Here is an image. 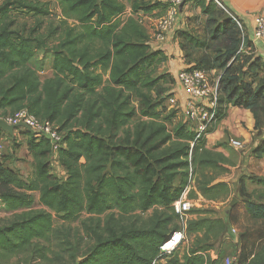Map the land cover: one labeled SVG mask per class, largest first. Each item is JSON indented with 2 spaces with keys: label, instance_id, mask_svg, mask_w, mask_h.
Wrapping results in <instances>:
<instances>
[{
  "label": "trees",
  "instance_id": "1",
  "mask_svg": "<svg viewBox=\"0 0 264 264\" xmlns=\"http://www.w3.org/2000/svg\"><path fill=\"white\" fill-rule=\"evenodd\" d=\"M56 1L61 17L55 31L60 30L61 36L53 50L52 76L44 79L28 66L35 48L44 42L18 33L8 19L13 10L48 16L49 7L30 0H5L0 5V109L11 107L14 113L26 108L40 120L55 123L62 137L58 165L67 174L62 179L52 172L54 150L49 138L27 130L34 159L30 178L23 179L5 165L2 154L0 213L10 212L14 219L0 221V264L45 259L44 247L36 243L50 239L54 215L70 221L83 212L104 218L88 228L95 244L72 264H221L227 253L220 250L213 258L211 251L230 228L212 209L186 213L193 216L185 222L183 239L190 244L184 251L182 240L170 253H162L160 247L181 230L178 221L186 216L176 214L172 205L192 182L209 201L230 195L228 183L216 182L227 172L229 161L208 148L207 134L227 116L229 106L257 114L264 102V82L239 81L235 71L241 42L237 22L222 17L214 0H191L211 17L209 39L182 34L194 47L212 48L214 56L211 65L204 59L191 61L189 68L223 71L214 118L198 136L186 121L170 130L175 109L165 114L167 110L158 108L157 99L165 100L160 85L175 79L160 72L167 55L152 50L140 16L160 17L167 3L134 0L131 14L122 19L128 9L123 0ZM260 60L261 56L254 57L249 66L256 67ZM79 113L80 126H71ZM62 121L63 127L58 123ZM15 136L0 129V140ZM253 155L264 156V140ZM189 198L197 199L198 194L191 190ZM153 208L147 219L130 217ZM245 208L252 219L264 221V202L248 200ZM239 260L242 263L240 256ZM245 260L264 264V242Z\"/></svg>",
  "mask_w": 264,
  "mask_h": 264
},
{
  "label": "rangeland",
  "instance_id": "2",
  "mask_svg": "<svg viewBox=\"0 0 264 264\" xmlns=\"http://www.w3.org/2000/svg\"><path fill=\"white\" fill-rule=\"evenodd\" d=\"M5 0H0V5ZM39 2L40 4L47 5L50 9V15L48 16H35L32 13H28L22 10H13L9 17V21L13 23L12 29L18 33H22L26 36L36 37L39 42H44L43 46H37L35 48V54L33 58L29 61L28 66L35 70L41 79L52 76V63L54 57V47L58 44L61 36V31H55V28L59 25L61 10L58 2L56 0H30ZM127 8H131L132 2L134 0H123ZM162 1V0H161ZM167 3L168 0H163ZM162 1V2H163ZM222 2V1H221ZM188 4V5H187ZM223 6H219L222 17L229 16L231 18H239L228 9V7L222 2ZM186 8L178 17V22L184 25V28L174 31V36L178 37L180 46L185 50V56L188 62L204 61L207 64L213 63L214 52L212 48L207 47L200 49L194 47L182 34L183 32H188L199 38H208L207 35L210 26L211 17L204 14L200 7L195 5L191 0L186 1ZM182 11V8H181ZM217 20H221L220 15L216 16ZM183 21V22H182ZM238 27L241 30V42L239 48L240 60L235 63V71L238 74L239 81H256L264 82V54H259L253 43H248L247 39L249 34L244 21L239 18ZM150 22L146 21L144 24L149 26ZM183 27V26H182ZM210 41V40H209ZM261 56V60L258 62L256 67H250L249 61L253 60L254 57ZM196 63V64H197ZM195 64V65H196ZM190 67L191 65L188 63ZM223 71L220 69H214L211 72V77L213 84H218V80L221 78ZM175 82L168 83L174 84ZM167 85V84H166ZM166 85H160L165 92L162 99H165L161 103L160 99H157L159 110H167V114L171 107L170 98L173 97L172 94L168 93L169 88ZM172 86V85H171ZM169 94V95H168ZM154 96L157 94L154 92ZM165 95V96H164ZM166 97V98H164ZM133 103L138 106V101L135 99ZM231 108V106H229ZM228 108V109H229ZM257 114L253 113L251 109L239 108L243 117H245L239 124L238 128L241 130L247 127L245 119H249L252 122L255 134L254 137L260 136L263 142L264 140V102L260 103L257 108ZM13 110L11 107L1 108L0 116L10 114ZM176 116L173 118L172 122L169 124V129L173 130L174 126L178 122L186 121L184 114L179 110H174ZM228 115V110H227ZM242 117V118H243ZM248 117V118H247ZM241 118V119H242ZM63 127V121L58 122ZM81 124V113L78 114L77 120H75L71 126H80ZM219 124V123H218ZM218 124L215 126L217 128ZM198 122L190 123L189 127L194 131L198 130ZM210 125V123H209ZM209 126H207L208 128ZM16 130L17 134L14 139L10 137H3V156L1 161L14 169L23 179H28L32 176L34 171V159L28 149L29 135L25 132L24 127ZM206 128V129H207ZM64 132L68 131V127H64ZM214 129V130H215ZM227 136L222 140L218 141L216 145H210L208 148L214 153H222L218 150L222 149L226 152L227 156L222 153L229 161L225 164L227 172L219 176L217 181H227L230 183V195L225 200L220 201H209L205 199L196 187L195 182H192L191 186L197 194L199 193L202 197L199 199H190L189 194L191 190L186 194V197L191 200L192 207L191 210H201V209H212L218 213L219 216L224 217L229 220L236 231L230 232L227 236L226 252L224 256H227L236 249L235 244L239 248V256L243 264H247L244 261V257L249 256L254 253L264 242V221L252 219L246 212V201H260L264 202V170L252 169L250 162L245 161L244 155L242 154V148H234L232 142L234 140L241 141L243 143V148H245V141L238 136H231L228 129L226 130ZM210 133L207 134L206 138L209 137ZM208 139V138H207ZM256 146H252L250 153L253 155ZM255 155V154H254ZM58 155H54L52 159V172L58 178L66 177V170L63 169L56 161ZM238 164V168L234 166ZM245 169L246 171H242ZM226 182V183H227ZM199 199V200H198ZM36 208H42V206L37 205ZM159 209H162L159 207ZM154 208L149 211L142 213L137 211L134 213L136 216H130L132 218L137 217L139 220L147 219L154 212ZM186 216L183 220L180 219L178 224L181 230L174 233L175 238L179 234L184 233L185 221L188 217L193 215L185 214ZM104 217H98L96 215H90L83 212L75 220H63L58 215H54V225L53 230L48 241H38L36 245L38 247H44V253L46 254L45 259L37 258L34 264H72L74 261L80 260L84 254H86L89 249L95 244V235L88 231L89 227H94L98 219H103ZM14 219V216L10 212L3 211L0 213V221L6 223L9 220ZM126 220L124 223H128ZM181 250L184 251L190 244L188 238H182ZM235 241V242H234ZM216 256V255H215Z\"/></svg>",
  "mask_w": 264,
  "mask_h": 264
},
{
  "label": "built area",
  "instance_id": "3",
  "mask_svg": "<svg viewBox=\"0 0 264 264\" xmlns=\"http://www.w3.org/2000/svg\"><path fill=\"white\" fill-rule=\"evenodd\" d=\"M160 1V0H159ZM187 0H168L166 12L155 19L153 24V32L157 38L163 39L167 34L173 31L175 24L181 12V8L184 6ZM218 6H223L221 0H214ZM131 14V9L128 8L125 13L121 16L125 19ZM143 23L149 20V16L141 15ZM235 21L239 23V18H235ZM253 21V37L255 40L264 38V13L256 14L252 17ZM177 81L179 82L181 88L185 94L189 97L190 102L184 113L186 122L190 123L198 122V130H196L198 136L203 133L209 123H211L214 118L215 111L217 109V83L213 84L211 73L196 69V68H182L177 73ZM195 101H199L196 103ZM171 107L175 108L177 105V99L173 96L170 98ZM1 120H4L9 125H16L19 123H24L26 126L30 127L35 131L36 135L45 136L49 138L52 143L54 155H57V150L61 146V135L58 131L57 125L48 120H40L33 114H31L26 108L20 109L14 113L0 116ZM17 130V129H16ZM16 130L14 132H16ZM234 148H242L243 143L241 141L234 140L232 142ZM4 139L0 140V157L3 154ZM58 163V161H56ZM173 210L176 214L184 216L188 211L191 210L192 202L183 193L182 197L175 201L172 205ZM186 222V221H185ZM234 228L227 231L226 235L230 232H235ZM183 234H179L177 238L175 236L172 239L162 245L160 250L162 253H170L176 246L180 243ZM176 241L175 245H172ZM239 248L236 252L229 254L224 257L221 264H242L239 260ZM152 264H156L154 261Z\"/></svg>",
  "mask_w": 264,
  "mask_h": 264
},
{
  "label": "crops",
  "instance_id": "4",
  "mask_svg": "<svg viewBox=\"0 0 264 264\" xmlns=\"http://www.w3.org/2000/svg\"><path fill=\"white\" fill-rule=\"evenodd\" d=\"M161 1V0H160ZM163 1V0H162ZM223 3L232 11L233 14L238 16L244 21L245 26L247 27L249 40L254 44L257 52L259 54H264V38L255 40L253 37V21L252 17L256 14L264 13V0H221ZM165 2V1H163ZM186 5V4H185ZM182 7L181 13L184 11V8L186 6ZM188 5V4H187ZM157 17H150L149 18V26H146L148 33H149V44L152 48V50H162L167 55L166 60L163 62V64L160 66V72L161 73H170L174 79V84L166 85L168 91L177 99V105L174 108L175 110L181 111L182 114L185 113L187 106L190 102L189 97L185 94L183 89L181 88L179 82L177 81V73L182 69L186 68L188 63L192 65V62H188L185 56V50L180 46L178 37L174 36V31L180 30L184 28V25L180 22H176L175 27L173 31H171L169 34H167L163 39L157 38L154 34L153 30V24L155 22V19ZM183 22V21H182ZM183 26V27H182ZM172 85V86H171ZM196 103H199V101H195ZM239 107L231 106V108L228 109V115L218 124L217 128L213 130L209 137H207V146L210 145H216L218 141H222L226 136V130L228 129L229 134L232 136H238L241 137L245 141V148L242 149V155L245 159V161L250 162L252 165V169L256 170H264V156L263 157H255L250 153V149L252 146H256L261 140L260 136L254 137L255 134L253 123L249 121V119H245L248 121L247 127L243 130L238 128V124L245 118L243 117L238 111ZM243 117V118H242ZM242 118V119H241ZM248 118V117H247ZM17 134V132H15ZM222 153H224L226 156V152L222 149H219ZM239 165L236 164L234 168H238ZM242 171H246L243 169ZM227 182V181H226ZM228 183V182H227ZM230 186L231 184L228 183ZM192 188L195 189L193 186H188L184 192L186 195ZM199 195V199L202 197ZM198 199V200H199ZM228 222V228L234 227L233 224L226 219ZM227 235H225L222 239H219L218 242L215 245V249L211 251V255L213 258L217 256V253L220 250H226V243H227ZM235 242V241H234ZM216 255V256H215Z\"/></svg>",
  "mask_w": 264,
  "mask_h": 264
},
{
  "label": "water",
  "instance_id": "5",
  "mask_svg": "<svg viewBox=\"0 0 264 264\" xmlns=\"http://www.w3.org/2000/svg\"><path fill=\"white\" fill-rule=\"evenodd\" d=\"M20 127H24L28 132L32 133V134H35V131L32 130L30 127L26 126L24 123H19V124H16V125H9L7 124L4 120H1L0 119V129L8 132L11 136H14V131L17 129V128H20Z\"/></svg>",
  "mask_w": 264,
  "mask_h": 264
},
{
  "label": "bare ground",
  "instance_id": "6",
  "mask_svg": "<svg viewBox=\"0 0 264 264\" xmlns=\"http://www.w3.org/2000/svg\"><path fill=\"white\" fill-rule=\"evenodd\" d=\"M176 241H177V240H175V241L173 242V244H172V245H175V244H176Z\"/></svg>",
  "mask_w": 264,
  "mask_h": 264
}]
</instances>
